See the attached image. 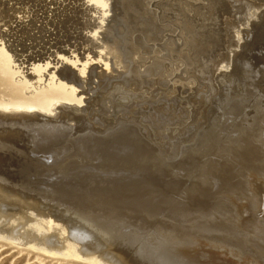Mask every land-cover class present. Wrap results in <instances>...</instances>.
<instances>
[{"label": "rangeland", "instance_id": "374dc122", "mask_svg": "<svg viewBox=\"0 0 264 264\" xmlns=\"http://www.w3.org/2000/svg\"><path fill=\"white\" fill-rule=\"evenodd\" d=\"M3 1H0V11L8 10L7 6L9 9L16 6L20 10L24 7L25 11H30L27 19L18 18L19 21L17 19L15 22L17 25L11 23L12 28H18L19 31L14 29L10 34L6 31L8 40L11 39L17 44L22 39L20 43L25 44V48L30 46V52L25 53L55 51L61 43L59 47L61 45L64 50L77 48L75 51L82 57L88 48L91 54H95L101 49L99 47H104L102 39L113 43L116 34L121 49L116 52L114 50L116 59L109 54L113 73L109 72L104 77L97 78L96 74L101 70V65L96 62L94 65L98 68H95L94 74L88 76L89 79L87 77V82L84 80L87 86L85 84V88L80 87V90L88 93V99L97 92L102 100L97 102L96 107L83 105L86 109L81 110L75 106L66 108L77 118H67L65 123L68 126L63 131L48 134L45 130L20 127L16 123L0 129L1 179L11 181L25 190L31 188L27 191H33L34 194L45 195L53 203L48 199L43 201L44 205L67 209L65 212L73 218L76 217L75 219L97 214L129 236L147 239L155 244L168 232L181 237L195 235L201 238V231L206 226L213 230L220 229L226 231L224 235L227 241L242 247L241 252L245 251L252 258L254 256L253 261L264 264V232L254 229L249 218L250 223L246 219L247 223L243 222L246 224L238 229L233 226L236 220L234 223L232 220L223 222L217 215L221 210L229 212L233 217L239 215L238 206L246 204L249 199V181L253 177L264 181V6L258 11H249L246 5L248 0L238 1L235 7L230 3L231 12L227 15L231 22L227 26L225 16L219 19V24L215 23L214 15L204 20L199 19L200 13L196 14L197 17L187 16L189 19L184 16V12L191 5L197 9L211 6L209 0H172L171 3L168 2L170 0H141L143 4L137 8L141 13L129 11L128 6L122 3L125 0H113L112 11L103 34L95 38L89 33L90 28L87 30L84 26L85 23L97 22L96 16L88 9L91 6H84V0L82 3L81 0H65L67 4L64 0H53L55 5L50 3L51 0L48 3V0H5L4 3L8 2L5 3L6 6ZM77 1L79 3L76 5ZM158 1L166 5L167 9L164 10L162 5L158 6ZM258 1L264 4V1ZM171 4L178 12L172 10ZM61 5L68 9L67 12ZM75 5L76 10L80 9L77 10L78 13L74 11ZM53 10L59 17L53 14ZM7 12L14 14L12 9ZM73 12L75 20L72 19ZM21 15L18 14V17ZM58 19L63 22H58ZM157 23L159 29L162 28L161 37L157 41L146 39L140 25L153 32ZM186 23L189 24L188 28L184 27ZM2 28L3 31L8 29ZM22 30L27 31L24 33ZM218 31L221 42L217 40L220 36ZM133 33L134 36H145L144 42L138 48L148 47L151 53L139 48L142 51L137 56L128 55V43ZM86 40L90 42L87 43ZM184 40L188 44L183 43ZM84 43L89 46L86 47ZM217 45H220L218 51L215 47ZM168 46L172 48L169 58L166 50ZM18 47L22 49L21 45ZM182 47L189 50L193 62H177V55L179 56ZM158 48L162 51L160 57L155 58L153 55ZM212 51L213 62L209 55ZM224 54L229 58L224 59L222 64L213 66L214 60H222ZM151 56L155 60L150 59ZM50 58L53 59L52 56ZM143 58L148 62L140 66L139 63L145 60ZM119 62L122 63L120 68ZM59 64V68H64ZM174 65L175 70L172 67ZM24 66L30 67L28 64ZM152 67L155 71L149 70ZM75 68L74 66V74L82 81L83 78L77 74ZM135 81L140 90L129 89V83ZM123 91L133 93L132 99L118 101L112 98L115 92ZM3 93H6L5 86L0 85V96ZM133 98H137V101ZM128 101L130 104L126 105ZM56 111L60 113L64 110L60 108ZM62 114L63 112L58 115ZM87 114L90 117L87 118ZM82 128L83 130H79ZM242 215L247 217L248 212H243ZM213 233L219 235L217 231ZM3 239L0 238V264H94L77 256L65 255L64 258L60 254L51 252V255L48 251ZM199 250L210 252L207 249ZM228 259L229 257L225 260Z\"/></svg>", "mask_w": 264, "mask_h": 264}, {"label": "bare ground", "instance_id": "6f19581e", "mask_svg": "<svg viewBox=\"0 0 264 264\" xmlns=\"http://www.w3.org/2000/svg\"><path fill=\"white\" fill-rule=\"evenodd\" d=\"M4 1H3V3H4ZM28 1H30V0H28ZM41 1L42 0H39V2H41ZM52 1L53 0H51L50 3ZM55 1H57V0H55ZM60 1H63V0H60ZM82 1L83 0H81V3H82ZM112 1L113 0H84L83 1L84 6L86 4H87V6H89V5L91 6V7H88V9L90 8L89 9L90 12H92V14L94 16H96L95 18H96L97 22H95L94 24H87V23L84 24L85 28L86 29L88 28L87 30H89V28H90L89 33L95 38H99V36L101 34H103L102 31L106 27V22H108L107 21L108 17L112 11ZM171 1L172 0H170L168 2L171 3ZM238 1H240V0H209V2L211 3V6L209 4H207V6L209 5L210 7L209 6L208 7L202 6V7L197 9L191 5V7L189 6L190 9L187 10L186 13L184 12V14H185L184 16L185 17H187V16L188 17H190V16L195 17L196 14L199 15V13H200L201 16L199 19L204 20L206 17H210L211 15H214V18H215L214 21L216 24H219V19L221 17L225 16V19H226L225 24L227 26H229L230 22H231L230 19H228L229 16L227 15L231 12L229 4L231 3L235 7V6H237V4H235V3H237ZM262 1H264V0H262ZM19 2H17V3L19 4ZM48 2H49V0L47 1V3ZM63 2H65L67 4V1L64 0ZM166 2H167V0H166ZM179 2H181V0H179ZM186 2H188V1H186ZM5 3H8V2H5ZM5 3H4V5L6 6ZM69 3H70V1L68 2V6H69ZM72 3H74V2H72ZM77 3H79V2L77 1L76 5H77ZM122 3H124V5L128 6L129 11H131L133 13H136V12L141 13V11H139V9H137L138 6L142 3L141 0H125ZM147 3H150V2H147ZM177 3H175V4H177ZM15 4H16V2H15ZM15 4L13 3L14 6H15ZM45 4H46V1H45ZM7 5H9V4H7ZM46 5H48V4H46ZM57 5H59V4H57ZM76 5H75L74 11L76 10ZM157 5L161 6L162 2L158 1ZM246 5H247V8L249 11L252 9L258 11L260 9V7L264 6V4L259 3L258 0H248ZM10 6H11V4H10ZM42 6H44V5H42ZM64 6L66 7L67 5L64 4ZM141 6L142 5H140V7ZM165 6L162 5V8H165ZM185 6H188V5L186 4ZM15 7L12 6V8H10L13 10L14 14L7 12L8 10H10L9 6H7L8 10L7 9L5 10L2 7L4 9V11H0V85L5 86V91H6V93H3L0 96V129H2L3 126L10 125L11 123H16V124H19L20 127L21 126L22 127L28 126V127H35V128L41 129V130H45L48 134H52L55 132L58 133L60 131H63L65 129V126H68L65 123V120H67V118L68 119L77 118L75 115L70 113L66 108H71V106H75L77 109L80 108V110H81V108L86 109L85 107H83V105L86 107H96L98 105L97 102H99L101 98L99 97V95H97V92L94 93L90 99H88L87 98L88 93L84 92L82 89L80 90V87L85 88V84H86L85 81H86L87 77L91 76V74H94V71L96 68V66L94 64L96 62L97 63L100 62L99 65H101L100 66L101 70L98 71L96 74L97 78L98 77L102 78L107 73L111 72V70H112L111 65L112 64L110 65V63H109V59H110V58L108 59L109 54L113 55L114 50L116 52V50L121 49L120 45L118 44V37L116 36L117 34L115 33L116 35H114V39H113L114 42L113 43L110 40L107 42L105 39H102L104 47H99L101 49L98 52H96L95 54H93V53L91 54V52H89V48H88L87 53L85 52L86 54H84L82 57H80L79 54L75 51L77 48L74 50V49H72L73 48L72 47L69 50H64L61 47V45L59 47V44H61V43L58 44V46L56 47L57 49L55 51L48 50L46 53H37V54L36 53L35 54L34 53L33 54L25 53V52H30V51H28V48H30V46H27V48H25L26 45L23 43H20V42H22V39L18 40L16 38L18 41L16 39L15 40L18 43L15 44L16 42H12L11 39L8 40L6 38L8 36L7 35L8 32L6 33V31H9V34H10L11 30L16 29L14 26H13L14 28H12L11 23L15 24V22H17L18 18H22L24 20L27 16L30 17L29 16L30 14H28V13H30V11H25L24 7L22 8V10H20V8H15ZM29 7H31V6H29ZM32 7H34V5ZM46 7H48V6H46ZM65 7H63L65 9V11L68 10ZM171 7L173 8V4H171ZM71 8L73 9V7H71ZM77 8H80V6ZM81 8H83V7H81ZM174 8L172 10L177 11L176 8L175 9ZM39 9H41V8H39ZM166 9L167 8H165L164 10H166ZM184 9H185V7H184ZM77 10H76V13H78ZM122 10H124V9H122ZM33 11H31V13ZM47 11H48V9H47ZM125 12H127V11H125ZM18 14H22L21 15L22 17L21 16L18 17ZM48 14H50V13H48ZM53 14L56 16L54 10H53ZM66 14L67 13H65V15ZM73 15H74V17L72 16L73 18L72 17L71 18L75 20L74 12H73ZM61 16H62V12H61ZM36 17H37V15H36ZM61 18L63 19L64 17H61ZM71 18H70V21H71ZM138 18H139V16H138ZM61 20L58 19L57 21L62 23L63 21H61ZM67 20H69V19H67ZM76 20H79V19H76ZM209 20H210V18H209ZM18 21H19V19H18ZM22 22H24V21H22ZM2 23H4V24H2ZM61 23H60V25H61ZM188 23H190V22H188ZM73 24H75V22H73ZM134 24H137V23H134ZM15 25H17V23ZM185 25L186 26H184V27H187V28L189 27L188 26L189 24L187 25V23H186ZM181 26H183V25H181ZM2 27H8V29L7 30L4 29L5 31H3ZM159 28L160 27L157 23L156 27L153 29V32H149L146 30V28L144 26L141 27V25H140V29H142L144 31L143 33L146 36V39L151 38L154 40L156 39V41L159 37H161L160 30H162V28L161 29H159ZM134 29H136V28H134ZM137 29H138V26H137ZM178 29H180V28H178ZM217 29L219 30L220 28L218 27ZM16 30H18V28ZM27 30H25V31L22 30V31H24V33H26ZM61 30H63V29H61ZM119 30H121V29H119ZM112 31L114 32V29ZM184 31L185 30H183V33H184ZM236 31H238V30H236ZM15 32H14L13 36H15ZM20 33H22V32H20ZM104 33H105V31H104ZM135 33H137V32H135ZM210 33H211V31H210ZM218 33L220 34V31H218ZM16 34H18V33H16ZM180 34H182V33H180ZM212 34H213V32H212ZM212 34H211V36H212ZM108 35L110 38V34H108ZM138 35L134 36V33H133V37L132 36L130 37L131 39L128 43L129 54L127 53L129 56H131V55L133 56L134 54L137 56V54L142 51V50L140 51L139 48L145 49L147 52H150L149 51L150 49L148 47H141L140 46L138 48L140 43L144 42V40H145L144 39L145 36L142 37V36H138ZM188 35H189V33H188ZM240 35H241V33H240ZM29 37H28V39H29ZM215 37H216V35H215ZM219 37H217V40H220V42H221V40H222L221 34ZM9 38H10V35H9ZM103 38H104V35H103ZM23 39H25V38H23ZM83 39L85 40V38H83ZM237 39H238V37H237ZM90 40H88V41L86 40V42L88 43V42H90ZM10 41H11V43H10ZM168 43H170V42H168ZM183 43H186L185 40ZM186 44H188V43H186ZM18 45H21L22 49H18L19 48ZM71 46H73V45H71ZM85 46L87 47V46H89V44H87V45L85 44ZM164 46L167 47V44H165ZM171 46L173 47V45H171ZM174 46H175V44H174ZM219 46L220 45L215 46L217 51H218V48L220 49ZM51 47H53V46H51ZM76 47H78V46H76ZM187 47H188V45H187ZM74 48H75V46H74ZM81 48H83V47H81ZM164 49H163V51H164ZM155 50H154L155 55H153V56L155 58L156 57L159 58L160 57V51H162V50L160 48L155 49ZM166 50H167L168 58H169L171 56L170 53L172 51V48L170 46H168V48ZM83 51H85V50H83ZM213 51H212V53L209 54L210 56H212V58L210 57V60L212 62H213L212 59L214 58V56H213L214 52H216V51H214V52ZM47 54H49V56H46ZM178 54H179V56L177 55V57H179V61L177 58L178 63L180 62V60H182L181 62H183V63H184V61L185 62H188V61L193 62L192 61L193 57L190 55L189 50L186 51L182 47ZM50 56H52L53 59H51ZM113 57L116 59L115 55H113ZM227 57H228L227 54H224L222 60H218L217 62H215L216 60H214L213 66H215V64L219 65ZM146 58H148V57H146ZM149 58L152 59L153 57L151 56ZM149 58H148V60H149ZM143 59H145V58H143ZM148 60L145 59V60H143V62H141V63L138 62V63L140 64V66H143L146 62H148ZM114 61H116V60H114ZM169 61H171V60H169ZM121 62H122V60H121ZM121 62H119V68H120V66H122ZM59 63H61V65H63L64 68H62V69L59 68L58 67L60 65ZM27 64L30 67L24 66ZM52 64H54L55 67L54 66L52 67L51 66ZM116 64H118V63H116ZM151 64H153V62H151ZM74 66L76 67L75 71L77 72V74L81 78H83L82 81H79L77 75L74 74V72H73ZM164 66L166 67V65H164ZM175 66L176 65L172 66L173 70H175V68H174ZM113 67H114V64H113ZM157 67H156V69H157ZM159 67H160V65H159ZM159 69H161V68H159ZM166 69H168V68H165V70ZM149 70L155 71L154 67H152V69H149ZM29 71H31V72H29ZM154 71H152V72H154ZM162 72L163 71H161V73ZM111 73H113V72H111ZM121 73H123V72H121ZM148 73H149V71H148ZM155 74L156 73L154 72V75ZM159 74H157V75H159ZM151 75H153V73H151ZM160 75H162V74H160ZM232 78H234V77H232ZM88 79H89V77H88ZM170 79H172V78L170 77ZM189 80L191 81V77ZM193 80L196 81V79H193ZM117 81H119V80H117ZM190 81H188V83ZM88 82H90V81H88ZM109 82H110V80H109ZM174 83H176V82H174ZM129 84H130L129 85L130 88L128 86L129 89L139 88V87H137L138 83L136 81L129 83ZM86 86H87V84H86ZM100 86H101V81H100ZM173 86H174V84H173ZM103 87H105V86H103ZM175 88H173V89L176 92ZM139 90H140V88H139ZM139 90H138V92H139ZM124 91H126V90L124 89ZM124 91L123 92H115L114 94H112L113 93L112 92V93H110V95L112 94L113 95L112 98H114L118 101L119 100L125 101L126 99L131 100L133 93L132 94H129V92L124 93ZM107 92H109V90ZM140 94L139 95L137 94V95L140 96ZM171 94H172V92H171ZM171 94H170V96H171ZM104 95L106 96V94H104ZM135 96H136V94H135ZM142 98H143V96H142ZM133 99H135V98H133ZM110 100H111V98H110ZM128 104H130V102L127 103L126 105H128ZM132 106H134V104ZM60 108H62L64 110V111L60 112V113L63 112L62 115H58L60 113H58L56 111L57 109H60ZM72 109L74 110V108H72ZM76 112H78V111L76 110ZM87 112H89V110ZM84 113H86V112H83V114ZM93 114L95 116V113H93ZM89 115L87 114V118L90 117ZM91 121H94V119ZM82 126H83V124H82ZM98 126H100V125H98ZM93 128H95V127H93ZM145 129H147V128H145ZM79 130H83V128L79 129ZM148 132L150 135L151 130ZM158 133H160V131ZM6 134H8V133H6ZM157 135H159V134H157ZM160 136H161V134H160ZM49 141H51V140H49ZM3 163H4V161H3ZM251 175L253 176L252 173H251ZM249 183H250V187H248V190H247V191H249L247 194L249 196V199L246 202V204L241 203L242 205L238 206L240 214L237 215L236 217H233L229 214V212L221 210L220 212H218L217 215L220 216V218H222L223 222L232 220V222L234 223V220H236L235 223L234 224L232 223V224L235 228H238V229H239V227H242L243 224L247 223L246 219H247V221H249V223L251 220L252 221L251 226H254V229L263 233L264 232V181H260L258 178L253 177L251 179V181H249ZM207 184H209V183H207ZM207 184H206V187H207ZM214 186H212V187H214ZM237 187L240 188L241 186H237ZM215 188H216V186H215ZM29 189H31V188H29ZM29 189H27V190H29ZM27 190H25L24 188L18 187L17 185L11 183V181L2 180L0 177V238L10 240L11 242L17 243L21 246L25 245V246L34 247V248H37V250L41 249L44 251H48L50 253L52 252L53 254H60L63 257L65 255L66 256H77V257H80V259L87 260V261L92 262L94 264H219V263H221V264H260L257 261H253L254 256L252 258L248 254L244 253L245 251L241 252L240 248L242 249V247H240V246L237 247L232 242L227 241L226 237L224 235L226 231L224 232V231H221L220 229H214L213 230V229H210L209 227L206 226L201 231L202 233L200 232L201 238L195 237V235H189V236L181 237V236H177L176 234H169V232H168V234L165 237H163V238L161 237L162 239H160V241L155 244V243H152L151 241H148L147 239H143V238L136 239V238H134V236H129L128 234L125 233V231L121 230L120 228L117 229V228L113 227L107 219H105V218H103L97 214L92 215L91 217H87V218L79 217V220L75 219L76 217L73 218L72 216L67 214L68 212L67 213L65 212V210H67V209H65V210H62L59 208L55 209L51 206L44 205L43 201L49 199L45 195L40 196V195H37L38 193L34 194L35 192L33 193V191L29 192ZM37 190H38V188H37ZM40 191H38V192H40ZM42 192H43V190H42ZM21 196H24V198H22ZM48 201L52 202V200H50V199ZM223 208H225V207H223ZM73 212H70V213H73ZM243 212L244 213L248 212V216L244 217L242 215ZM248 218L250 220H248ZM243 222H246V223H243ZM214 231H217L219 233V235H216L215 233H213ZM164 234H165V232H164ZM199 249H207L210 252L200 251ZM52 253H51V255H52ZM161 255H163V256H161ZM227 257H229V259L225 260V259H227ZM64 258H66V257H64ZM69 258H71V257H69ZM254 260H255V258H254Z\"/></svg>", "mask_w": 264, "mask_h": 264}]
</instances>
